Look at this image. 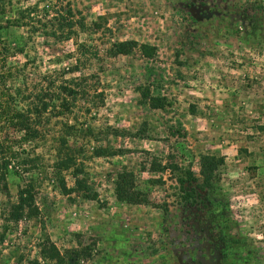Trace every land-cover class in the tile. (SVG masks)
Returning <instances> with one entry per match:
<instances>
[{
	"label": "rangeland",
	"instance_id": "1",
	"mask_svg": "<svg viewBox=\"0 0 264 264\" xmlns=\"http://www.w3.org/2000/svg\"><path fill=\"white\" fill-rule=\"evenodd\" d=\"M31 2L40 3L43 17L48 5L51 15L84 19L85 28L78 24L71 39H56L11 25L10 11L3 19L10 63L26 65L31 79L62 77L78 65L66 77L86 76L87 91L26 146L41 213L10 224L0 264L36 257L45 236L69 250L71 264H264V0H13L11 6ZM118 40L156 45L157 54L147 58L137 48L110 56ZM140 85L168 105L141 102ZM64 122L75 125L69 139L86 191L64 194L52 168ZM100 146L121 152L95 156ZM201 154L225 157L215 192L198 187ZM125 167L148 203L117 199L114 181ZM188 170L199 180L181 188ZM33 172L8 175L0 233L4 208ZM63 174L72 187V171ZM187 191L195 198L187 199ZM74 250L84 252L78 257Z\"/></svg>",
	"mask_w": 264,
	"mask_h": 264
},
{
	"label": "trees",
	"instance_id": "2",
	"mask_svg": "<svg viewBox=\"0 0 264 264\" xmlns=\"http://www.w3.org/2000/svg\"><path fill=\"white\" fill-rule=\"evenodd\" d=\"M26 2L30 0H24ZM21 2V1H20ZM13 0H0V190L5 196H10L8 175L14 173L33 172L30 158L31 152L27 145L45 136L46 127L54 118H60L72 111L73 106L79 100L84 99L87 91L85 86L86 76L66 77V74L79 70L78 65L69 67L63 72L62 77L55 74H47L40 78H29L25 66L10 63V56L14 53L3 35L5 25L3 19L10 11L14 16L9 19L11 25L29 26L32 31L43 32L59 39H71L76 32L75 27L79 24L85 28L84 19L79 21L65 17L59 11L51 15L48 5H45L47 17H43L39 8V2H31L24 6H11ZM84 43L78 45L85 47ZM139 49L143 56L152 58L157 54V46L148 43H139L136 40H118L111 44L108 54L118 56L120 54H131ZM28 77V78H27ZM20 82V83H17ZM141 102L148 104L153 109H163L168 105V99L162 95L152 93L150 86L140 85ZM63 134L55 143L56 160L52 165L57 176L61 191L64 194L86 191L88 189L87 179L82 176L84 169L79 162L78 154L75 152L69 139L75 132V125L68 122L63 123ZM120 149L108 147H97L93 153L95 156L115 155ZM200 182L198 187L208 192H215L220 188L219 169L225 163L224 156L214 154L200 155ZM162 166V165H158ZM163 168H166L164 166ZM72 171L74 185L68 186L64 171ZM187 178H179L181 188L185 184L198 181L195 173L191 170L186 172ZM37 177L33 172L28 182L20 186L16 201H9L4 208L3 216L5 222L0 233V245H4L10 230V224L18 225L24 219L38 217L41 213L36 200ZM153 181V179H151ZM115 194L119 201L131 204H146L149 202L148 193L138 186L137 176L128 168L118 171L115 178ZM86 196H96L89 195ZM195 198L194 192L187 191L186 198ZM237 240V239H236ZM38 255L23 262L25 255H19L16 264H71L73 257L69 258V250L62 252L49 236H45L38 243ZM78 257L83 250H74ZM86 252V251H85ZM247 258V257H245Z\"/></svg>",
	"mask_w": 264,
	"mask_h": 264
}]
</instances>
